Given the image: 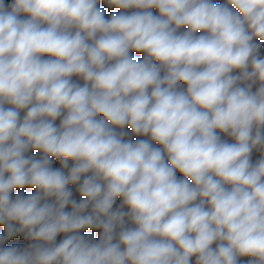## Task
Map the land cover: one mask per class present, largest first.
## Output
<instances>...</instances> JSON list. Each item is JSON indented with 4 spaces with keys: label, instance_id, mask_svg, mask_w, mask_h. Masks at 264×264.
Returning a JSON list of instances; mask_svg holds the SVG:
<instances>
[{
    "label": "clouds",
    "instance_id": "1",
    "mask_svg": "<svg viewBox=\"0 0 264 264\" xmlns=\"http://www.w3.org/2000/svg\"><path fill=\"white\" fill-rule=\"evenodd\" d=\"M262 49L264 0H0V264H264Z\"/></svg>",
    "mask_w": 264,
    "mask_h": 264
},
{
    "label": "trees",
    "instance_id": "2",
    "mask_svg": "<svg viewBox=\"0 0 264 264\" xmlns=\"http://www.w3.org/2000/svg\"><path fill=\"white\" fill-rule=\"evenodd\" d=\"M214 2L215 3H224L225 2V0H214ZM100 7H103V8H105V14H106V16H110L111 15V13L112 12H114V11H119L118 9H114V8H108L107 7V5H105L103 2L99 5ZM154 12H156V10H153ZM185 29H181L180 31H184ZM262 51H264V49H262ZM133 55H137L138 57H142V54H138V53H133ZM73 79L75 80V79H77L76 77H73ZM81 83H83L82 81H80ZM22 115H23V113H22ZM57 123H59V121H57ZM147 137H132V139H146ZM225 139H228L229 140V142H233V141H231L228 137H224ZM31 154H34V153H31ZM259 158V153H256V152H254L253 153V155H252V160H253V162H255V160H257ZM54 167H59V162L58 161H56V162H54ZM177 175H179V173L177 174ZM70 187H73V191H74V198H76V199H80V197H79V195H78V193H75V187L74 186H70ZM25 193H28V192H31V191H33L32 189H24L23 190ZM14 195H15V192H14ZM118 203H119V201H118ZM0 231H2V228H0ZM84 234H92V235H94V237L95 238H97L98 239V236H99V231L98 230H96V231H93V230H85V233ZM63 237H62V235L60 236V237H58L57 239H58V241L60 240V239H62ZM17 242H20V243H23V241L21 240V238H15L13 241H9L8 243L9 244H11V243H17ZM247 258H242V260H246Z\"/></svg>",
    "mask_w": 264,
    "mask_h": 264
}]
</instances>
